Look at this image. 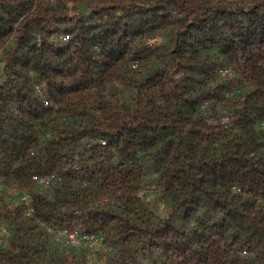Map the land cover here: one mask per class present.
Instances as JSON below:
<instances>
[{
    "label": "trees",
    "instance_id": "1",
    "mask_svg": "<svg viewBox=\"0 0 264 264\" xmlns=\"http://www.w3.org/2000/svg\"><path fill=\"white\" fill-rule=\"evenodd\" d=\"M0 185V264H264V0H0Z\"/></svg>",
    "mask_w": 264,
    "mask_h": 264
},
{
    "label": "built area",
    "instance_id": "2",
    "mask_svg": "<svg viewBox=\"0 0 264 264\" xmlns=\"http://www.w3.org/2000/svg\"><path fill=\"white\" fill-rule=\"evenodd\" d=\"M69 36L65 34L64 40H68ZM224 74L233 75L234 71L232 68H225ZM39 89V88H38ZM46 103V101H45ZM54 178V174L39 175L33 174V179L36 180L42 187L47 186ZM3 186L0 185V189ZM6 190L9 193H14L15 190L11 187H7ZM152 190L145 189L140 193L141 197H144L147 193H151ZM21 201L25 204L27 215H33L34 207L32 205V194L26 190L21 191ZM48 232L51 234L56 242H62L69 244L75 248H85L87 250V259L90 264H96L99 262L100 257L105 252L109 251L111 247L107 245L105 237L96 232L85 231L79 227H55L49 226ZM7 233L6 228L0 229V242L2 241L3 235ZM248 251H244V254H248Z\"/></svg>",
    "mask_w": 264,
    "mask_h": 264
}]
</instances>
